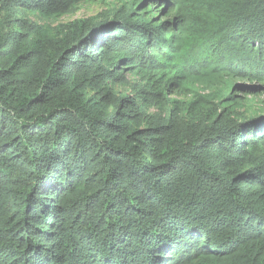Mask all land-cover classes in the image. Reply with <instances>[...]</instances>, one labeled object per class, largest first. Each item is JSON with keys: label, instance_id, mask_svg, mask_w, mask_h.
I'll return each mask as SVG.
<instances>
[{"label": "trees", "instance_id": "obj_1", "mask_svg": "<svg viewBox=\"0 0 264 264\" xmlns=\"http://www.w3.org/2000/svg\"><path fill=\"white\" fill-rule=\"evenodd\" d=\"M0 264H264V0H0Z\"/></svg>", "mask_w": 264, "mask_h": 264}, {"label": "rangeland", "instance_id": "obj_2", "mask_svg": "<svg viewBox=\"0 0 264 264\" xmlns=\"http://www.w3.org/2000/svg\"><path fill=\"white\" fill-rule=\"evenodd\" d=\"M102 6L99 4V3H95V4H86L85 6H82L80 8V10L73 16L74 19H79V18H87V17H90L96 13L99 12L100 8ZM72 16H68V17H65L64 20H70L73 18ZM238 84L241 85V92L244 93V92H249L251 91L250 88H253L254 85H249L248 82H238Z\"/></svg>", "mask_w": 264, "mask_h": 264}, {"label": "water", "instance_id": "obj_3", "mask_svg": "<svg viewBox=\"0 0 264 264\" xmlns=\"http://www.w3.org/2000/svg\"><path fill=\"white\" fill-rule=\"evenodd\" d=\"M167 11V9L166 10H164V13Z\"/></svg>", "mask_w": 264, "mask_h": 264}]
</instances>
